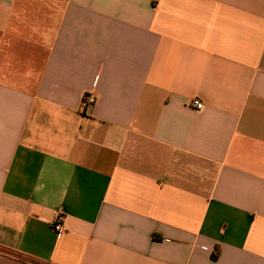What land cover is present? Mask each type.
Masks as SVG:
<instances>
[{"label":"crops","instance_id":"obj_1","mask_svg":"<svg viewBox=\"0 0 264 264\" xmlns=\"http://www.w3.org/2000/svg\"><path fill=\"white\" fill-rule=\"evenodd\" d=\"M0 264H264V0H0Z\"/></svg>","mask_w":264,"mask_h":264},{"label":"built area","instance_id":"obj_2","mask_svg":"<svg viewBox=\"0 0 264 264\" xmlns=\"http://www.w3.org/2000/svg\"><path fill=\"white\" fill-rule=\"evenodd\" d=\"M85 100L88 102V103H91L93 104L94 100L90 97H86ZM192 106L198 110V111H202L203 108H204V105L202 104V102H200L199 100H193L192 102ZM53 227H54V230L57 232V233H61L63 232V218L61 216H59L55 222L53 223Z\"/></svg>","mask_w":264,"mask_h":264}]
</instances>
